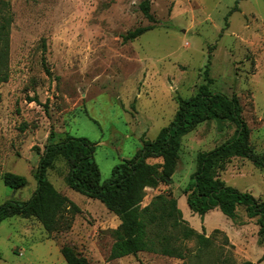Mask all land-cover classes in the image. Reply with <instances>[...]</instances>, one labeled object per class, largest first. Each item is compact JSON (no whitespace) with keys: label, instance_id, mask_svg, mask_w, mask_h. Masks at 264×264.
Masks as SVG:
<instances>
[{"label":"rangeland","instance_id":"1","mask_svg":"<svg viewBox=\"0 0 264 264\" xmlns=\"http://www.w3.org/2000/svg\"><path fill=\"white\" fill-rule=\"evenodd\" d=\"M142 1L0 0V29L7 27L0 30V47L8 53V78L0 81V205L33 196L45 145L66 134L97 143L94 159L101 181H107L118 163L170 124L178 99L194 95L208 78L213 91L238 96L250 143L264 153V0H150L156 27L124 41L128 31L153 23ZM234 131L230 123H200L182 137L173 182L146 189L142 205L171 192L189 226L204 234V241L187 239L184 258L148 251L110 258L118 216L98 199L70 189L69 167L58 158L48 178L81 212L69 228L52 231L34 217L6 218L0 223V264H67L65 244L89 264H211L207 255L197 259L209 244L214 256L231 255L235 264H264V238L243 206L235 220L218 207L201 216L184 193L197 153ZM7 171L25 176L27 185L7 186ZM220 177L264 200V167L234 157ZM216 228L221 231L214 234Z\"/></svg>","mask_w":264,"mask_h":264},{"label":"trees","instance_id":"2","mask_svg":"<svg viewBox=\"0 0 264 264\" xmlns=\"http://www.w3.org/2000/svg\"><path fill=\"white\" fill-rule=\"evenodd\" d=\"M140 7L153 23L128 31L123 35L124 41L133 40L156 27L150 0H143ZM237 8L235 5L230 12ZM5 29L7 27L2 26L0 30ZM7 56V49L0 47V81L8 78L5 68ZM208 72L209 65L205 69L206 75ZM211 82L208 78L194 95L180 97L178 109L170 124L162 128L155 139L144 140L143 146L134 156L118 163L105 182L101 181L100 168L94 159L97 143L85 137L66 134L61 140L46 144L35 174L37 188L33 196L28 200L11 199L0 205V223L9 217L22 216L36 218L47 231L71 226L72 219L81 212V208L68 195L58 190L47 174L54 162L63 158L69 167L65 177L67 186L98 199L120 220L113 231L115 240L110 258L136 255L141 251L184 258L187 239L193 235L204 241V234L202 236L189 226L178 206V199L167 192L154 195L146 205H142V202L148 187L156 188L161 183L173 182L182 137L200 123L215 120L219 126L225 123L234 125V134L214 148L197 153L196 170L184 188L187 203L193 212L201 216L218 207L233 220L238 217V208L243 206L248 217L256 218L258 233L264 238V200L251 192L227 185L220 177V172L226 169L234 157L246 158L256 166L264 167V153H256L250 143V128L243 117L238 96L213 91ZM152 158H161L162 161L150 163L149 159ZM3 181L14 190L23 188L28 183L25 176L11 171L4 173ZM203 231L205 233L204 226ZM220 231L216 228L213 233ZM201 251L197 259L207 255L211 264H235L231 255L221 252L214 256L212 244ZM61 252L67 264H89L88 258L70 245H63ZM240 264L258 263L245 260Z\"/></svg>","mask_w":264,"mask_h":264},{"label":"crops","instance_id":"3","mask_svg":"<svg viewBox=\"0 0 264 264\" xmlns=\"http://www.w3.org/2000/svg\"><path fill=\"white\" fill-rule=\"evenodd\" d=\"M150 202V201H149ZM149 202L145 203L144 205L148 204ZM178 206H179V202H178Z\"/></svg>","mask_w":264,"mask_h":264}]
</instances>
